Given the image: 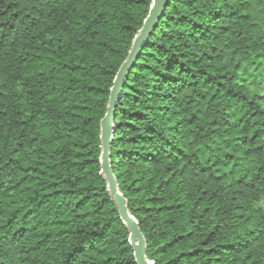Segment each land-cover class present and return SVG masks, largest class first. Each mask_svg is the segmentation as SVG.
<instances>
[{
	"label": "trees",
	"instance_id": "obj_1",
	"mask_svg": "<svg viewBox=\"0 0 264 264\" xmlns=\"http://www.w3.org/2000/svg\"><path fill=\"white\" fill-rule=\"evenodd\" d=\"M152 0H0V264H136L100 121ZM264 0H168L109 164L152 264H264ZM264 89V88H263Z\"/></svg>",
	"mask_w": 264,
	"mask_h": 264
},
{
	"label": "water",
	"instance_id": "obj_2",
	"mask_svg": "<svg viewBox=\"0 0 264 264\" xmlns=\"http://www.w3.org/2000/svg\"><path fill=\"white\" fill-rule=\"evenodd\" d=\"M168 0H152L150 10L143 25L132 41L131 48L124 62L121 64L110 89L106 113L100 121V170L106 180L110 196L115 202L119 217L129 231L128 242L133 250V257L136 264H152L146 258V242L142 236L134 218L130 216L126 200L118 190L116 179L109 164V146L113 135L114 116L118 101L121 97L122 88L126 82L128 71L133 66L137 55L143 47V43L156 27Z\"/></svg>",
	"mask_w": 264,
	"mask_h": 264
},
{
	"label": "rangeland",
	"instance_id": "obj_3",
	"mask_svg": "<svg viewBox=\"0 0 264 264\" xmlns=\"http://www.w3.org/2000/svg\"><path fill=\"white\" fill-rule=\"evenodd\" d=\"M264 66V64H263ZM264 84L261 85L260 89H253L254 92H258V91H264Z\"/></svg>",
	"mask_w": 264,
	"mask_h": 264
}]
</instances>
